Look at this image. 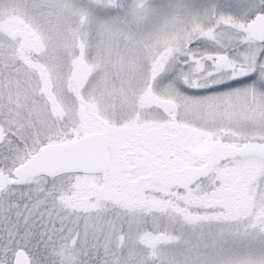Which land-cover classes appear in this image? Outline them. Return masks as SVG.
Here are the masks:
<instances>
[{
  "label": "snow or ice",
  "instance_id": "6c2138e0",
  "mask_svg": "<svg viewBox=\"0 0 264 264\" xmlns=\"http://www.w3.org/2000/svg\"><path fill=\"white\" fill-rule=\"evenodd\" d=\"M0 264H264V0H0Z\"/></svg>",
  "mask_w": 264,
  "mask_h": 264
}]
</instances>
